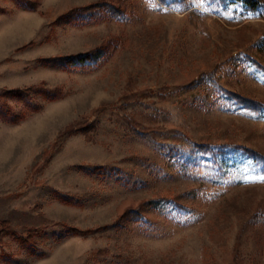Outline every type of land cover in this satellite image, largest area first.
<instances>
[{"label": "rangeland", "instance_id": "374dc122", "mask_svg": "<svg viewBox=\"0 0 264 264\" xmlns=\"http://www.w3.org/2000/svg\"><path fill=\"white\" fill-rule=\"evenodd\" d=\"M257 1L0 0V264H264Z\"/></svg>", "mask_w": 264, "mask_h": 264}, {"label": "trees", "instance_id": "16d2710c", "mask_svg": "<svg viewBox=\"0 0 264 264\" xmlns=\"http://www.w3.org/2000/svg\"><path fill=\"white\" fill-rule=\"evenodd\" d=\"M175 1V0H172ZM240 2H242L243 5H245L246 7H248V9L252 10V11H257L259 9V4L257 0H238ZM162 4L165 5L166 3L169 2V0H161ZM100 53H96V54H92V55H85L82 56L76 60H72V63L78 62V63H90L92 61L97 60L100 56ZM225 92V94L228 95V97H230L231 99H234L235 101H237V103L242 106L243 108L247 109V110H253V111H260L262 109H264V103L263 102H259V101H254L245 97H241L237 94L228 92L227 90H223ZM198 150H202V151H206V152H211L212 148L210 146H198L197 148ZM244 151H246L247 153L250 154H255L253 151L248 150L247 148H242Z\"/></svg>", "mask_w": 264, "mask_h": 264}]
</instances>
